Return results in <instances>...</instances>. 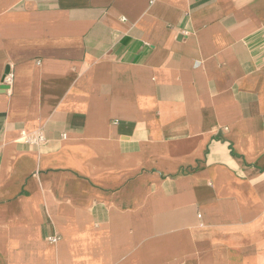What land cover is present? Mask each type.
Returning <instances> with one entry per match:
<instances>
[{
    "label": "crops",
    "instance_id": "crops-1",
    "mask_svg": "<svg viewBox=\"0 0 264 264\" xmlns=\"http://www.w3.org/2000/svg\"><path fill=\"white\" fill-rule=\"evenodd\" d=\"M0 264H264V0H0Z\"/></svg>",
    "mask_w": 264,
    "mask_h": 264
},
{
    "label": "built area",
    "instance_id": "built-area-1",
    "mask_svg": "<svg viewBox=\"0 0 264 264\" xmlns=\"http://www.w3.org/2000/svg\"><path fill=\"white\" fill-rule=\"evenodd\" d=\"M3 82H4V84L6 86H11V84H12V74L11 73L6 74V76L3 79ZM34 138L36 140L41 141L42 140V135L40 133H38V134L35 135ZM49 240H50V242L54 243L57 240V238H51Z\"/></svg>",
    "mask_w": 264,
    "mask_h": 264
}]
</instances>
